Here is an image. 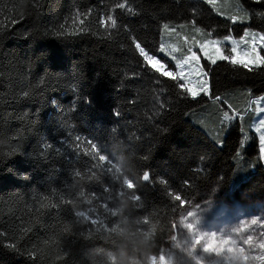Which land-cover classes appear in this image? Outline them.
I'll return each instance as SVG.
<instances>
[{"label":"trees","instance_id":"obj_1","mask_svg":"<svg viewBox=\"0 0 264 264\" xmlns=\"http://www.w3.org/2000/svg\"><path fill=\"white\" fill-rule=\"evenodd\" d=\"M124 2L0 0V264H148L210 189L264 199L255 140L238 149L264 65L203 61L208 91L192 98L135 46L174 71L159 53L165 24L264 35V2L239 0L246 24L200 0H126L131 12ZM233 110L216 146L207 134Z\"/></svg>","mask_w":264,"mask_h":264},{"label":"rangeland","instance_id":"obj_2","mask_svg":"<svg viewBox=\"0 0 264 264\" xmlns=\"http://www.w3.org/2000/svg\"><path fill=\"white\" fill-rule=\"evenodd\" d=\"M200 1H204L215 14L223 18L229 19L232 15H239L242 19L236 23L246 24L248 22V12L239 0H221L216 4V7L210 5L207 0ZM220 11L225 15H220ZM202 19L200 18V20ZM170 28L163 37L161 36L160 45H165L168 51H172L173 48L181 49V52L173 53L177 59H182L183 55H189L188 48L197 51V55L200 56L198 63L192 62L190 65L184 66L188 79L181 81L198 91L203 82H207V79L205 75L198 76L197 71L204 72L201 66L203 61L208 64L212 63L199 52L198 45L193 42V37L195 41L199 42L221 41L219 47L223 49L224 55H231V48L236 46L238 58L246 61L254 60L255 52H264V41L259 39L262 34L251 30L244 29L242 34L237 37L231 35L237 41V44L233 45L231 41L223 40L226 35H220L219 30L214 32L217 36H209L204 31L195 33L192 24L171 26ZM245 32L254 34L255 52L251 43L246 44L240 40ZM185 37L188 38L187 43H185ZM246 39L251 42L253 35H249ZM215 47L216 45L209 46V54L212 56L216 55ZM159 53L174 65L175 62L171 61L166 52H160V47ZM174 71L178 70L174 68ZM204 86L208 87V84L206 83ZM202 94H207V92H200L199 95ZM189 96L192 97L190 94ZM241 107L243 111L250 110L253 120L249 124L247 120L240 117L241 135L238 149L246 150L250 137H252L256 142L257 163L264 166V159L260 158L259 152L261 133L256 131L259 121L264 119V111H261L264 109V94L252 98L248 105ZM233 120L226 121L223 117L221 119L222 130L217 128L210 135L206 133L216 146L222 145L225 130ZM253 169L251 167V172ZM238 179L243 180L244 175L242 174ZM231 186L225 189L212 188L202 200L185 207L177 216L173 233L161 248L157 259L150 260L148 264H264V199L256 198L243 192L239 187L232 186V188Z\"/></svg>","mask_w":264,"mask_h":264},{"label":"snow or ice","instance_id":"obj_3","mask_svg":"<svg viewBox=\"0 0 264 264\" xmlns=\"http://www.w3.org/2000/svg\"><path fill=\"white\" fill-rule=\"evenodd\" d=\"M207 2L212 5L213 7H216L217 4V0H207ZM261 2H264V0H261ZM116 8L119 9H125L127 8V2L125 0L124 3H118L116 5ZM127 10L129 12L132 11L131 8H127ZM217 11H219V9H217ZM220 15H225L224 12L220 11L219 12ZM77 16L79 17V13L77 14ZM230 20H232L233 22H236L240 19H242V17H240L239 15H232L229 17ZM13 23H15V21H13ZM81 23H83V20H81ZM101 23L105 24V25H109L112 28L116 27L117 24V20L114 18L113 15H108L106 20H102ZM192 27L195 31V33H202L204 30L200 27H196L195 21L193 20L191 22ZM165 30H169V25L165 24L164 26ZM80 31H83V29H80ZM172 31H175L174 29H172ZM63 34V33H61ZM72 35H75L77 33L73 32L70 33ZM212 33L209 32L207 33V35H211ZM249 35H253V40L251 42H249L246 38ZM185 43L188 42V38L185 37ZM260 41H264V35H260L259 37ZM224 41H231L233 45L237 44V41L233 39V37L231 35H226L223 37ZM240 40L244 43H251L252 47H253V51L255 52V36L254 34H251L249 32H245L244 35L240 38ZM193 42L194 44L198 45V50L200 53L203 54L204 58L207 59L208 61H210L212 64H215L217 62V60H225V61H229L230 63L234 64V65H240L245 69L248 70H252V68L254 67H260L262 65H264V55H260L259 52H255V59L252 61H246L244 59H240L238 58L239 54L237 51V47L233 46L231 48V55H224L223 54V49L221 47H219V44L221 43V41L219 40H205L203 42H199V41H195V38L193 37ZM210 45H216L215 47V56H212L209 54V46ZM136 48L139 50L140 55L143 57L144 61L146 62V64L151 67L155 72L159 73L160 75L164 76V77H168L171 78L174 81H186L188 79L185 71H184V66L186 65H190L192 62H199L200 60V56L197 55V51H194L192 48H188L187 51L188 53H190L189 55H183L182 59H177L176 55H173L174 52L179 53L181 52V49L179 48H173L172 51H168L166 46L161 44L160 45V52L164 53L166 52L167 55L171 58V61H174V65L173 67L175 69H177L178 71H173L170 70L167 66L166 63L162 62L160 59L157 58L156 55H149V53L145 50L144 47L141 46L140 43H136ZM245 55H247V53H245ZM197 75H207V73L202 72V71H197ZM206 81L203 82V84L201 85V87L199 88V91L196 88L190 87L187 83H179V87L183 90H185L187 93H189L193 98H195L196 96H198L200 94V92H207L208 88L204 85H206ZM261 111H264V109H262ZM233 115H229V113L226 111L224 113V120L226 121H231L233 119H235L236 117L240 116L241 114L238 112H235V110H233ZM264 119H261L259 121V126L256 128L257 132H260L261 135L259 136V152H260V158L264 159ZM91 149L93 152H95L98 155V159L101 161V163H108V160L105 159L102 156H99V149L97 148V145L92 144L91 145ZM239 154V153H238ZM151 179V173L149 171L144 172L143 174V180L144 182H148ZM163 182V181H162ZM179 199H182V197H180ZM179 199H177V202L179 203ZM9 248H15V244H9L8 245ZM34 255V254H33Z\"/></svg>","mask_w":264,"mask_h":264}]
</instances>
